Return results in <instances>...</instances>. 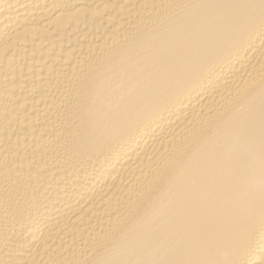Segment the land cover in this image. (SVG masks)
<instances>
[{"label":"bare ground","instance_id":"1","mask_svg":"<svg viewBox=\"0 0 264 264\" xmlns=\"http://www.w3.org/2000/svg\"><path fill=\"white\" fill-rule=\"evenodd\" d=\"M0 264H264V0H0Z\"/></svg>","mask_w":264,"mask_h":264}]
</instances>
